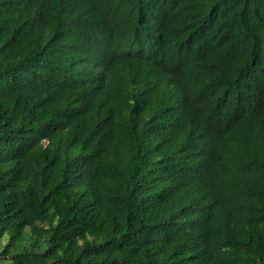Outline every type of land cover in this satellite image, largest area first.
<instances>
[{
    "label": "trees",
    "instance_id": "1",
    "mask_svg": "<svg viewBox=\"0 0 264 264\" xmlns=\"http://www.w3.org/2000/svg\"><path fill=\"white\" fill-rule=\"evenodd\" d=\"M1 264H264V0H0Z\"/></svg>",
    "mask_w": 264,
    "mask_h": 264
},
{
    "label": "rangeland",
    "instance_id": "2",
    "mask_svg": "<svg viewBox=\"0 0 264 264\" xmlns=\"http://www.w3.org/2000/svg\"><path fill=\"white\" fill-rule=\"evenodd\" d=\"M8 236L7 234L0 240V250L3 248V246L7 243ZM1 264V263H0Z\"/></svg>",
    "mask_w": 264,
    "mask_h": 264
}]
</instances>
